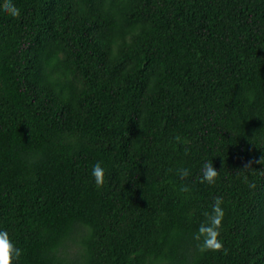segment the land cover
Instances as JSON below:
<instances>
[{"label":"trees","instance_id":"1","mask_svg":"<svg viewBox=\"0 0 264 264\" xmlns=\"http://www.w3.org/2000/svg\"><path fill=\"white\" fill-rule=\"evenodd\" d=\"M12 2L0 231L14 264H264V164L245 168L264 157V0ZM217 196L227 252L201 253Z\"/></svg>","mask_w":264,"mask_h":264},{"label":"clouds","instance_id":"2","mask_svg":"<svg viewBox=\"0 0 264 264\" xmlns=\"http://www.w3.org/2000/svg\"><path fill=\"white\" fill-rule=\"evenodd\" d=\"M3 11L11 17L18 18L20 16V9L12 2V0H4L0 5ZM176 140L179 142L181 137L177 136ZM252 163L264 164V157L259 160L250 161L245 165V168L252 167ZM202 176L200 177V183L207 182L208 184H214L218 178L219 172L217 168L213 166L212 161H206L201 168ZM94 177L97 187H103L105 183V171L100 162H97L91 172ZM178 174L181 179L189 176V170L182 168L178 170ZM247 182V177L244 178ZM254 187V185H250ZM187 185L181 188V191H188ZM223 198L217 196L214 203L211 206V212H205V221L202 222L194 234V240L197 241L196 248L201 253L207 251H224V245L220 239V229L222 227V221L224 218V209L222 207ZM22 255V249L15 246L12 242L10 235L7 231H0V264H14L15 260H18Z\"/></svg>","mask_w":264,"mask_h":264}]
</instances>
